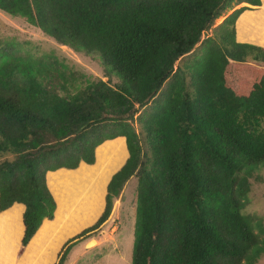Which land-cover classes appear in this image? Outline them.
I'll return each instance as SVG.
<instances>
[{
    "label": "trees",
    "instance_id": "1",
    "mask_svg": "<svg viewBox=\"0 0 264 264\" xmlns=\"http://www.w3.org/2000/svg\"><path fill=\"white\" fill-rule=\"evenodd\" d=\"M0 11L123 83L0 44V264H66L132 177L131 264L264 258V222L245 212L264 168V48L238 42H264V0H0ZM96 161L94 175L74 174ZM77 204L85 215L68 214ZM65 226L77 231L63 242Z\"/></svg>",
    "mask_w": 264,
    "mask_h": 264
},
{
    "label": "rangeland",
    "instance_id": "2",
    "mask_svg": "<svg viewBox=\"0 0 264 264\" xmlns=\"http://www.w3.org/2000/svg\"><path fill=\"white\" fill-rule=\"evenodd\" d=\"M218 23L219 21H217L212 28H214ZM5 42L17 44L21 49L30 52L35 57H47L50 62L56 60L60 64H64L68 67V69L84 75V77L89 81L101 79L106 82L109 79L112 86L116 84L118 86H123L120 77L105 71L97 59L75 53L67 47L59 46L53 40L45 36L38 28L30 25L27 21L20 18H12L0 11V44ZM125 153L126 152L123 151L124 158L121 163L125 162ZM98 155L100 158V153ZM97 162L98 161H96L92 166H80L78 168L80 173L74 174L79 175L78 177L85 174L94 175V173L98 170L96 167ZM109 170L113 171L115 169L112 168ZM62 173L63 172H60L58 174V172H56L55 174L61 175ZM67 173L69 172L67 171ZM104 175L108 182L109 173H104ZM72 178L73 177H70V179ZM136 186L137 178L132 177L125 184L120 197L114 201L113 216L107 225L96 234L86 237V240H83L80 245L76 246L71 251L70 255H68L66 264H131L132 246L134 241V196ZM103 191L104 190H102V193L100 194L101 201H103ZM54 194L58 195L56 191ZM55 199H57V197H55ZM55 203L57 211V200ZM102 204L103 210L104 201ZM63 207L66 209L64 205ZM76 207L81 208V210L77 211L70 207L67 209L69 211L68 214L73 213L74 216L85 215L83 214L86 209L84 205L81 206L77 204ZM245 212L257 218H261L264 222V168H260L255 176V179L251 181V189L247 198ZM53 220H55V217ZM87 221L88 224L85 227H88L93 223L89 220ZM65 231H70V235L66 239L64 238L63 242L71 238L77 229L72 231L65 226ZM92 239L96 240V244L87 247L86 244ZM53 243L54 239L48 241L49 246ZM257 264H264V258L260 259Z\"/></svg>",
    "mask_w": 264,
    "mask_h": 264
},
{
    "label": "crops",
    "instance_id": "3",
    "mask_svg": "<svg viewBox=\"0 0 264 264\" xmlns=\"http://www.w3.org/2000/svg\"><path fill=\"white\" fill-rule=\"evenodd\" d=\"M261 2H262V0H261ZM250 12H252V11H250ZM237 41H238V39H237ZM238 42L248 43V44H252V45H256V46H259V47L264 48V42L263 41H260V40H256V39H253V41H248V42H246V41H243V42L242 41H238Z\"/></svg>",
    "mask_w": 264,
    "mask_h": 264
},
{
    "label": "bare ground",
    "instance_id": "4",
    "mask_svg": "<svg viewBox=\"0 0 264 264\" xmlns=\"http://www.w3.org/2000/svg\"><path fill=\"white\" fill-rule=\"evenodd\" d=\"M94 240V239H93ZM96 244V240H94L93 242H91L88 246H91V245H95ZM87 246V247H88Z\"/></svg>",
    "mask_w": 264,
    "mask_h": 264
},
{
    "label": "water",
    "instance_id": "5",
    "mask_svg": "<svg viewBox=\"0 0 264 264\" xmlns=\"http://www.w3.org/2000/svg\"><path fill=\"white\" fill-rule=\"evenodd\" d=\"M94 240L92 239V240H90L87 244H86V246H88L91 242H93Z\"/></svg>",
    "mask_w": 264,
    "mask_h": 264
}]
</instances>
